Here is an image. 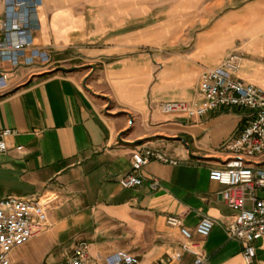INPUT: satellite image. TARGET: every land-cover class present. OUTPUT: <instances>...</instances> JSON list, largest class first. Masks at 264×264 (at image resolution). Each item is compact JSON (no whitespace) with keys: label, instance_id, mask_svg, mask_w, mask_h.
I'll list each match as a JSON object with an SVG mask.
<instances>
[{"label":"crops","instance_id":"crops-1","mask_svg":"<svg viewBox=\"0 0 264 264\" xmlns=\"http://www.w3.org/2000/svg\"><path fill=\"white\" fill-rule=\"evenodd\" d=\"M39 18L36 45L52 61L1 64L10 81L0 129L16 132L0 154V198H37L49 227L15 248L11 264L65 262L82 242L90 264L121 251L140 264H195L187 252L171 261L183 237L170 215L192 229L215 220L202 246L207 264H248L227 232L237 211L210 178L248 112L185 118L161 105L197 100L202 75L235 49L244 54L239 77L264 89V0H42ZM145 149L178 164L153 161L143 185L123 187L119 176ZM252 264H264L263 241Z\"/></svg>","mask_w":264,"mask_h":264},{"label":"built area","instance_id":"built-area-1","mask_svg":"<svg viewBox=\"0 0 264 264\" xmlns=\"http://www.w3.org/2000/svg\"><path fill=\"white\" fill-rule=\"evenodd\" d=\"M4 12L0 19V93L9 88V73L1 64L32 67L38 63H50L52 55L36 45V34L41 28L39 9L42 0H2ZM244 54L235 49L224 62L202 75L199 98L192 101H168L161 105L166 115L185 118H200L211 111L240 109L248 112L249 122L239 135L227 141L224 148L230 153L211 169L210 178L225 186L221 196L226 205L237 211L235 221L228 225L231 239L243 246L248 264L257 255V243L264 242V89L246 83L239 77ZM12 129H0V154L8 151L7 138L14 135ZM22 147H20L21 149ZM157 161L178 164L160 150L145 149L133 163L132 171L119 176V183L125 188L144 184L143 168ZM150 186L160 187L157 178L150 180ZM251 202V206L248 203ZM171 227L179 228L183 237L181 252L171 261L181 260L184 253L196 256L195 264H207L202 246L215 226V220L204 216L192 229L182 218L170 215ZM49 227L47 212L37 198H0V264H11L12 251ZM200 237L197 239L196 237ZM107 264H140L139 257L127 252H117L106 259ZM91 258L86 242L80 243L74 254L65 262L54 264H90Z\"/></svg>","mask_w":264,"mask_h":264},{"label":"rangeland","instance_id":"rangeland-1","mask_svg":"<svg viewBox=\"0 0 264 264\" xmlns=\"http://www.w3.org/2000/svg\"><path fill=\"white\" fill-rule=\"evenodd\" d=\"M235 1L237 2V1H240V0H233V2H235Z\"/></svg>","mask_w":264,"mask_h":264}]
</instances>
